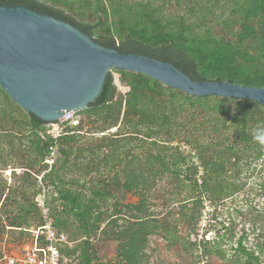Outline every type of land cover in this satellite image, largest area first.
I'll return each instance as SVG.
<instances>
[{"label": "rangeland", "instance_id": "rangeland-1", "mask_svg": "<svg viewBox=\"0 0 264 264\" xmlns=\"http://www.w3.org/2000/svg\"><path fill=\"white\" fill-rule=\"evenodd\" d=\"M42 1L89 22L105 17L106 8L109 22L97 28L99 34L118 21L110 12L111 2L123 6L133 21L136 5L143 10L148 3ZM235 1L212 0L210 23L193 30L209 28L216 39L262 56L264 14L259 6L252 7L256 16L237 14ZM152 2L163 23L185 12L174 2ZM244 30L247 35L241 36ZM251 63V72L264 74V64ZM128 73L111 70L117 89L112 103L88 106L75 112L77 123L64 124L53 164L46 161L47 132L41 138L32 129L29 113L0 87V264L30 247L33 231L47 222L68 237L66 264H202L201 257L205 264H264V117L255 113L244 137L236 117L242 102L213 99L203 106L194 98L185 101L178 90L170 94L158 82L160 91L142 87L143 99L129 109ZM223 107L228 114L220 112ZM256 109L264 111V106ZM222 148L231 149L233 162L241 157L228 172L239 190L216 203L203 194L194 230L190 207L200 191L186 185L194 171L201 180L202 157ZM60 192L74 194L79 210ZM239 239L257 251L259 241L263 251L258 262L234 252ZM202 240L208 242L205 249Z\"/></svg>", "mask_w": 264, "mask_h": 264}, {"label": "trees", "instance_id": "trees-1", "mask_svg": "<svg viewBox=\"0 0 264 264\" xmlns=\"http://www.w3.org/2000/svg\"><path fill=\"white\" fill-rule=\"evenodd\" d=\"M152 1L153 0H148V3L143 5V10L142 5H136V13L138 15L135 21L131 19V14L126 12L123 6H117L115 3L111 2L109 5L110 12L113 17L118 16V21L108 25L105 34L97 33L98 27H104L109 22V14L104 7L102 10L105 17L100 16L94 22H89L83 17L78 18L73 13H67L65 10L42 0H0V3L10 6L15 4L24 5L36 11L51 14L81 29L103 46L117 47L121 53H137L158 60L171 62L196 81L228 80L233 83L248 86H264V74L258 71L251 72V69L249 70V68L253 66L251 63L252 61H258V64H264V53L262 56H258V54L249 49H238L234 43L224 38L218 40L210 33L209 28L203 29L200 32L193 30V27L196 25L203 27L206 26L207 23H210L209 13L213 11L214 5L212 0H167V2H174L176 8L185 9V12L183 17L176 15L171 16V19L166 23H163L160 15H157L159 11L152 6ZM119 2L125 3V0H120ZM64 3H67V1H64ZM262 3H264V0H236L235 13L256 16L257 6H259L258 11L264 14ZM252 7L256 10L252 11ZM124 12L125 14H123ZM240 32L241 31H239L238 34H240ZM244 35H247L246 30L241 34V36ZM239 60H242L244 64L241 62L239 63ZM127 72H129L128 74L132 77L125 80L130 89L125 100L129 109L143 99L139 91L142 87H145L149 91H160L161 89L156 85V82L164 85L160 81L145 74L132 71ZM136 75H144L149 79L145 80ZM166 88H168L167 90L170 94L178 90L170 87ZM180 92L185 101L194 98L195 101L201 102L203 106H207L213 99L222 102L227 100L242 102L243 106L238 110V115H236V117L241 123L242 135H244V137L246 135L245 129L252 120L254 114L256 113L259 115L260 113V116L264 117V111H257L256 109L264 105L255 101L217 95L197 97L188 95L182 91ZM116 94V85L114 84L113 76L110 72L106 78L101 95L98 97L97 101L90 104L89 107L110 104L114 101ZM244 103L246 105H244ZM248 104H252L253 107H248ZM228 111V109L223 107L220 112L228 114ZM29 116L32 129L36 130L41 138L44 137L46 129L43 126H46L47 123L33 114H29ZM43 140H46L44 142V147L49 153L53 140L51 137H45ZM232 158L233 155L231 154L230 148H222L213 153H206L201 159V167L203 169L201 180L198 181L197 178H195L197 171H194L193 177L189 179L188 184L186 183V186L192 187L193 190L199 189L200 191L196 199V204L190 207V211L195 212L194 219L191 220L192 229L195 230L198 224V216L201 213L200 209L203 203L201 199L203 194L207 195V198L216 203L231 198L238 192L239 186L235 181L229 179L228 172L234 164L237 165L239 163L241 157H236L234 162ZM60 194H62L64 200L71 204L74 210H79L80 205L77 204L78 201L74 194H65L63 192H60ZM189 200L190 198L186 200V208ZM202 242L205 249V245L208 242L204 240H202ZM258 242L256 246L259 251L248 248L243 244V240L239 239L236 242L234 252L243 256L248 262H258L260 257L259 252L263 251V247H261ZM65 250L66 246L62 248L64 254ZM222 256L224 257L225 255L222 254ZM200 259L203 262L205 261L202 257Z\"/></svg>", "mask_w": 264, "mask_h": 264}, {"label": "water", "instance_id": "water-1", "mask_svg": "<svg viewBox=\"0 0 264 264\" xmlns=\"http://www.w3.org/2000/svg\"><path fill=\"white\" fill-rule=\"evenodd\" d=\"M112 69L145 74L191 96L264 105V86L196 81L171 62L103 46L51 14L0 3V87L27 113L56 123L65 112L87 108Z\"/></svg>", "mask_w": 264, "mask_h": 264}, {"label": "built area", "instance_id": "built-area-1", "mask_svg": "<svg viewBox=\"0 0 264 264\" xmlns=\"http://www.w3.org/2000/svg\"><path fill=\"white\" fill-rule=\"evenodd\" d=\"M75 112L68 111L58 119V122H49L47 135L52 138L47 162L53 164L59 153L58 140L64 134L65 123H77L74 119ZM33 243L30 247L18 254L6 256L8 264H66V257L62 248L68 243L64 231L57 229L51 222L40 225L33 231ZM205 264V261L202 263Z\"/></svg>", "mask_w": 264, "mask_h": 264}]
</instances>
